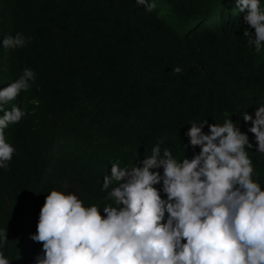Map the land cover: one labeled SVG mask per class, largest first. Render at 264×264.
<instances>
[{"label":"trees","instance_id":"obj_1","mask_svg":"<svg viewBox=\"0 0 264 264\" xmlns=\"http://www.w3.org/2000/svg\"><path fill=\"white\" fill-rule=\"evenodd\" d=\"M148 2L151 12L136 0H0V89L25 68L35 73L0 106V117L13 106L24 113L3 130L16 149L0 168V252L10 264L43 255L30 236L51 190L105 215L115 206L105 199L115 182L102 190L111 165L141 166L158 144L177 161L192 159L200 149L188 143L191 123L230 118L253 145L246 151L264 190V154L242 118L264 106V47L257 53L244 35L255 38L246 13L236 0ZM17 33L31 38L26 46L4 47Z\"/></svg>","mask_w":264,"mask_h":264},{"label":"clouds","instance_id":"obj_2","mask_svg":"<svg viewBox=\"0 0 264 264\" xmlns=\"http://www.w3.org/2000/svg\"><path fill=\"white\" fill-rule=\"evenodd\" d=\"M136 3L149 12L155 8L148 0ZM236 6L254 29V39L248 31L244 35L259 53L264 47L260 0H236ZM30 39L17 33L2 44L22 48ZM34 80L33 70L25 68L19 79L0 89V106L15 100ZM23 115L13 106L0 117V168L7 169L16 151L3 130ZM242 118L251 124L247 131L254 135L256 151L264 154V106L256 108L254 117L245 112ZM185 134L189 145L200 149L190 160L177 161L158 144L141 166L111 165L102 190L115 182L105 197L115 206L106 204L105 215L97 205L85 207L75 193L51 190L30 236L42 244L36 264H264V190L253 179L248 135L230 118L223 125L191 123ZM160 168L162 175L152 171ZM161 182L162 189H157ZM4 241L6 230L0 231V243ZM0 264H10L3 252Z\"/></svg>","mask_w":264,"mask_h":264}]
</instances>
